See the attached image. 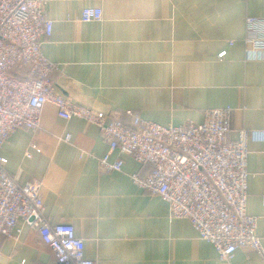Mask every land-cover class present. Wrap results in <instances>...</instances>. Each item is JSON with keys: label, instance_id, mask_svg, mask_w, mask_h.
<instances>
[{"label": "crops", "instance_id": "1", "mask_svg": "<svg viewBox=\"0 0 264 264\" xmlns=\"http://www.w3.org/2000/svg\"><path fill=\"white\" fill-rule=\"evenodd\" d=\"M87 7L101 8L102 19L81 21ZM45 12L53 33L42 52L56 65V92L74 103L128 126L129 109L180 125L201 123L208 108H232L228 140L249 132L247 211L258 218L264 246V136H256L264 130V57L246 60L244 43L246 17H264V0H46ZM20 70L24 77L27 66ZM109 152L98 126L60 118L50 102L40 129L18 128L0 148L21 184L42 182L50 222L74 225L97 264H264L249 247L221 261L189 219L172 218L167 201L133 181L152 164L116 150L109 159H122V170L108 171L101 160ZM18 225L21 233L0 234V264H57L36 230Z\"/></svg>", "mask_w": 264, "mask_h": 264}, {"label": "built area", "instance_id": "2", "mask_svg": "<svg viewBox=\"0 0 264 264\" xmlns=\"http://www.w3.org/2000/svg\"><path fill=\"white\" fill-rule=\"evenodd\" d=\"M45 4L46 0H0V148L18 128L40 129L43 108L53 103L60 118H83L100 128L110 148L101 160L106 170H122V159H109L116 150L152 164L147 177L136 173L133 181L167 201L172 218L189 219L200 238L214 245L221 261L229 262L241 247L264 256L258 218L247 211L249 132L242 129L237 140H228L232 108H208L201 123L180 125L146 120L129 109L126 114L132 125L128 126L119 115L74 103L56 92L51 78L56 65L42 52L43 39L53 33ZM102 17L101 8L87 7L79 19L88 22ZM244 43L246 60L264 57V17H246ZM225 55L222 51L219 57ZM21 66H27L24 77L13 73ZM256 134L264 136V130ZM71 139L70 133L64 137L67 142ZM7 163L0 154V234L21 233L18 223L22 221L40 234L55 253L57 264H97L85 256V241L74 225L50 222L42 182L21 184L7 170Z\"/></svg>", "mask_w": 264, "mask_h": 264}, {"label": "trees", "instance_id": "3", "mask_svg": "<svg viewBox=\"0 0 264 264\" xmlns=\"http://www.w3.org/2000/svg\"><path fill=\"white\" fill-rule=\"evenodd\" d=\"M22 67V66H21ZM21 67H19L18 69H15V70H13V73L15 74V75H20V73H21ZM20 77H21V75H20Z\"/></svg>", "mask_w": 264, "mask_h": 264}]
</instances>
